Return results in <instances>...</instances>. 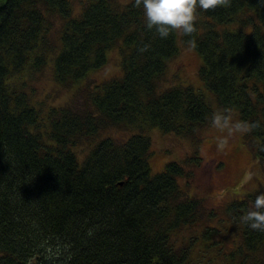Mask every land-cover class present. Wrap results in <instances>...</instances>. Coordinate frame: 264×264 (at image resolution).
Listing matches in <instances>:
<instances>
[{
	"label": "trees",
	"instance_id": "16d2710c",
	"mask_svg": "<svg viewBox=\"0 0 264 264\" xmlns=\"http://www.w3.org/2000/svg\"><path fill=\"white\" fill-rule=\"evenodd\" d=\"M72 3L0 0V264H191L197 237L177 247L175 236L217 212L183 189L179 178L192 176L186 162L152 172L143 130L158 126L199 146L206 126L236 114L264 171V3L197 8L196 30L182 34L203 58L198 74L212 99L192 85L165 86L179 31L161 39L135 0H84L76 15ZM121 43L123 75L87 88L84 107L37 98L36 72L49 62L55 82L71 89ZM112 127L141 131L103 136ZM83 144L90 148L80 157ZM260 194L226 207L242 233L233 260L264 251V231L244 221ZM215 231L200 230L208 238Z\"/></svg>",
	"mask_w": 264,
	"mask_h": 264
},
{
	"label": "rangeland",
	"instance_id": "374dc122",
	"mask_svg": "<svg viewBox=\"0 0 264 264\" xmlns=\"http://www.w3.org/2000/svg\"><path fill=\"white\" fill-rule=\"evenodd\" d=\"M128 3L131 0H120ZM84 0H73V12L79 14ZM61 17L54 18V26L58 31ZM53 34L57 36V33ZM178 45L180 52L167 61L166 85H192L195 89L205 93L207 98L213 95L203 84L199 71L203 58L191 44L184 43L179 31ZM122 43L115 45L107 52V62L99 69L90 72L87 80L74 88H63L55 82L53 62H49L41 71L36 72L34 81L36 96L45 100L49 105H72L84 107V95L87 88L95 90V85H101L106 80L123 75ZM232 124L239 123L238 115L228 117ZM242 125V124H241ZM139 128L112 127L105 130L103 136H112L119 140L127 139L131 134L140 132ZM144 133L151 138L153 155L150 158L152 172L164 170L170 161L186 162L185 168L192 172L189 181L179 178L180 184L190 195L203 199L207 209L217 212L214 218L204 219L201 224L186 227L176 234V246L182 247L195 239L191 248V264H257L264 263V251L250 255L246 261L233 260L229 256L241 242V230L227 218L228 205L235 200L247 198L248 193L264 188V171L255 150L245 138V132H230L229 128L218 126L215 121L206 126L200 133L199 146L190 138L175 133H165L158 126L145 128ZM90 146L83 144L76 147L78 155L84 157ZM192 156H199L192 160ZM81 159V158H80ZM224 161V162H223ZM224 163V164H223ZM206 225H213L220 229L215 231L212 238L203 236L202 230ZM225 226L228 228L225 229ZM218 241V242H217ZM223 244V245H222ZM259 256V257H258ZM258 258V259H257ZM261 258V259H260ZM237 260V261H236Z\"/></svg>",
	"mask_w": 264,
	"mask_h": 264
},
{
	"label": "clouds",
	"instance_id": "9594fccd",
	"mask_svg": "<svg viewBox=\"0 0 264 264\" xmlns=\"http://www.w3.org/2000/svg\"><path fill=\"white\" fill-rule=\"evenodd\" d=\"M222 2L223 0H135V6L142 9L147 29H155L161 39H166L174 31L190 36L196 30L194 21L197 8L206 11ZM260 3H264V0H260ZM215 123L229 128L230 132L250 130L248 126L232 124L223 116H218ZM244 221L251 229L264 231V194L256 196ZM88 234L91 235V232Z\"/></svg>",
	"mask_w": 264,
	"mask_h": 264
},
{
	"label": "flooded vegetation",
	"instance_id": "af4514ba",
	"mask_svg": "<svg viewBox=\"0 0 264 264\" xmlns=\"http://www.w3.org/2000/svg\"><path fill=\"white\" fill-rule=\"evenodd\" d=\"M224 162V161H223ZM224 164V163H223Z\"/></svg>",
	"mask_w": 264,
	"mask_h": 264
}]
</instances>
